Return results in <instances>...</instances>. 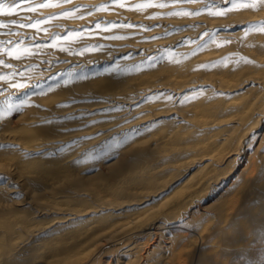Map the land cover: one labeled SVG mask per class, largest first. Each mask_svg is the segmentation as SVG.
I'll use <instances>...</instances> for the list:
<instances>
[{"label":"rangeland","instance_id":"obj_1","mask_svg":"<svg viewBox=\"0 0 264 264\" xmlns=\"http://www.w3.org/2000/svg\"><path fill=\"white\" fill-rule=\"evenodd\" d=\"M255 1L259 7L264 5V0ZM16 2L4 0L9 6ZM243 2L250 4L248 0ZM42 4L50 6L39 7ZM229 7V0H101L96 6H89L85 0H31L21 2L10 14H0V162L12 160L23 150L28 137L21 131L11 136L10 129L3 127L20 116L23 120L19 127L41 128L35 133L38 136L30 137L32 147L62 144L56 145L47 158L41 157V151L25 154L38 158L33 165L44 170L51 163V170L54 163L79 162L94 173L99 164L113 161L122 147L127 149L173 127L179 120L175 118L180 114L176 107L179 96L191 102L205 93L210 98L216 93L241 94L257 86L250 81L241 88L247 79L264 75V31L259 28L264 18L252 17V7L234 8L224 15L210 14ZM237 30L241 32L232 42L218 36ZM210 75L226 82L217 90L216 82L205 80ZM162 83L175 86L173 90H153L154 85ZM226 84L239 89L225 92ZM141 90L150 92L138 100ZM154 94L166 98V105L152 107ZM164 108L172 113L160 112ZM260 113L259 123L246 131L244 142L252 131L264 130V106ZM182 123L184 129L188 124ZM165 145H160L159 154L149 152L148 159L137 162V172H130L134 167L129 165L127 179L169 156L172 151ZM199 164L187 172H193ZM239 170L234 169L228 181ZM14 177L13 172L0 168V202L16 204L7 214L34 213L41 221L57 215L38 212V205L18 187ZM112 184L122 186L116 181ZM79 189L67 183L57 187L65 198L79 193L83 197L86 192ZM95 202L89 198L87 204L96 207ZM3 210L0 207V219ZM107 213L94 210L88 217ZM151 242L148 250L157 243L155 239ZM111 248V242L104 243L93 257L109 259L115 255Z\"/></svg>","mask_w":264,"mask_h":264},{"label":"bare ground","instance_id":"obj_2","mask_svg":"<svg viewBox=\"0 0 264 264\" xmlns=\"http://www.w3.org/2000/svg\"><path fill=\"white\" fill-rule=\"evenodd\" d=\"M85 1L89 6L101 2ZM252 8V17L264 18V5ZM240 32H221L218 36L232 42ZM205 80L216 82L217 90L226 82L215 75ZM250 81L258 85L241 94L216 93L210 98L204 92L201 99L191 102L179 96L176 107L180 114L175 117L179 120L173 127L127 149L122 147L113 161L99 164L94 173L79 162L54 163L51 170L50 163L48 170L39 169L33 165L37 157L24 155L41 151V157L47 158L58 143L32 147L30 137L38 136L35 133L41 128L19 127L23 116L7 121L3 127L10 129L11 136L21 131L28 137L22 147L26 152L0 162V168L13 172L18 187L28 192L38 212L57 215L41 221L34 213L25 215L18 210L7 214L16 204L0 202L5 208L0 219V264H264L263 128L252 131L244 142L246 131L261 117L264 75L247 79L241 88ZM172 85L162 83L152 88L173 90ZM223 88L225 92L239 89L231 84ZM149 92L141 90L137 99ZM152 96V107L168 102L157 94ZM170 111L164 108L160 112ZM182 122L188 124L184 129ZM161 144L172 153L159 163L146 165L141 175L128 180L129 165L134 167L130 172H137L136 163L148 159L149 152L159 154ZM197 162V169L187 172ZM234 169L240 170L229 182ZM179 179L183 180L173 186ZM112 181L122 186L114 187ZM66 183L86 194L62 197L57 187ZM89 198L96 201V207L87 204ZM129 206L134 207L126 208ZM98 209L108 213L88 217ZM80 217L87 218L75 221ZM107 242L113 245L115 255L103 261L94 258L93 253ZM149 242L155 244L148 250Z\"/></svg>","mask_w":264,"mask_h":264},{"label":"snow or ice","instance_id":"obj_3","mask_svg":"<svg viewBox=\"0 0 264 264\" xmlns=\"http://www.w3.org/2000/svg\"><path fill=\"white\" fill-rule=\"evenodd\" d=\"M21 2H31V0H17L16 3H14L13 5L9 6L7 4L4 3V0H0V14H4V13H11L14 12L16 8L20 7V3ZM229 3L231 5V7L223 9V10H219L216 12H210L211 15H224L227 11H231L234 8H239V7H256L255 3L252 4H248L243 2V0H229ZM50 6V4H42L39 5V7H48ZM121 7H123V5H120ZM151 5H138L137 7H150ZM164 5H161V7H163ZM29 11H35V8H29ZM252 27H256V26H252ZM260 30L264 31V24L259 25ZM249 30H252V28H249ZM14 87H19L17 85H14Z\"/></svg>","mask_w":264,"mask_h":264}]
</instances>
